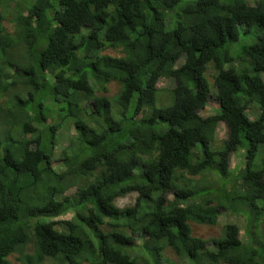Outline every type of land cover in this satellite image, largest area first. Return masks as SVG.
<instances>
[{"label":"trees","instance_id":"16d2710c","mask_svg":"<svg viewBox=\"0 0 264 264\" xmlns=\"http://www.w3.org/2000/svg\"><path fill=\"white\" fill-rule=\"evenodd\" d=\"M261 145L264 0H0V264H264Z\"/></svg>","mask_w":264,"mask_h":264},{"label":"rangeland","instance_id":"374dc122","mask_svg":"<svg viewBox=\"0 0 264 264\" xmlns=\"http://www.w3.org/2000/svg\"><path fill=\"white\" fill-rule=\"evenodd\" d=\"M250 3L254 4L256 0H248ZM9 28H11L12 25H10L9 22L6 23ZM105 52H111L116 54V50L114 49H108ZM183 60L181 59L178 64H182ZM215 73V70L210 66L208 69L207 75L210 79V82L212 85H214L213 81V74ZM174 84V79L171 77H163L161 78L159 82V87H167L169 85ZM110 92L109 94H115L117 90L119 89V85L116 82H113L109 85ZM165 94H161V97H164ZM159 100H160V90H159ZM218 108H219V101L216 99L214 95H210L209 101L207 104V107L203 111L204 116L208 115H213V114H218ZM256 107L253 104L251 108L249 109V113L251 114V117L258 116L255 114ZM75 134V130L73 128H69L63 136L61 137V141L58 140L60 144H57L56 149H55V158L56 162L55 165H61V162L58 161V158L62 156V152L64 150V146H66L70 142V138ZM228 135V127L223 121H219L217 128H216V138L214 141V145L216 144L217 146L215 147H221L224 140L226 139ZM262 146V145H261ZM260 153L258 154L259 157L258 159L260 160L264 156V146H262ZM245 150L246 148H239V151L233 153L231 155V160H230V168L232 171H238L240 168L245 166ZM217 176L214 175L215 178ZM210 178L216 184L217 182L215 179ZM209 179V178H208ZM72 193L75 194V191L72 190ZM136 194H129L124 197H120L117 199V204L121 207L128 206V205H133L135 203L136 199ZM71 211H67L60 216L59 218H69L72 214ZM227 222H235L239 224L241 231H240V237L242 239H246V216L244 214L240 215H231L227 210H221L220 214L217 217V223L216 224H199V223H193V229H194V234L200 235L210 241V247L211 248H216V244L214 243L216 239H219V237L223 234V226ZM138 241L141 242L142 240L138 238ZM28 248L29 251H33V244H31ZM164 259L161 260V264H168V260L171 261L173 260H180V258L168 247L165 248L164 250ZM18 253L12 254L9 256V259L13 262V264H21V262L17 259ZM178 261V262H179ZM45 264H55L54 260L51 258H46ZM85 264H91L89 262H85Z\"/></svg>","mask_w":264,"mask_h":264},{"label":"clouds","instance_id":"9594fccd","mask_svg":"<svg viewBox=\"0 0 264 264\" xmlns=\"http://www.w3.org/2000/svg\"><path fill=\"white\" fill-rule=\"evenodd\" d=\"M181 59H182L183 62H184V59H183V58H181ZM181 59H180V60H181ZM183 62H182V63H183ZM180 65H181V64H180ZM171 78H172V77H171ZM173 79H174V78H173ZM220 121H221V120H220ZM223 122H224V121H223ZM225 124H226V123H225ZM226 125H227V124H226ZM227 127H228V126H227ZM227 136H228V135H227ZM226 138H227V137H226ZM232 154H233V153H232ZM232 154H231V155H232ZM242 168H243V167H242ZM136 195H137V194H136Z\"/></svg>","mask_w":264,"mask_h":264}]
</instances>
